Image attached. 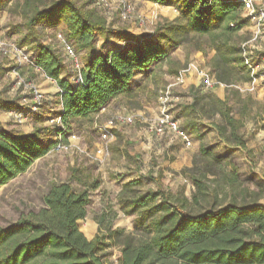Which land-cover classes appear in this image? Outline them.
<instances>
[{
    "label": "rangeland",
    "instance_id": "obj_1",
    "mask_svg": "<svg viewBox=\"0 0 264 264\" xmlns=\"http://www.w3.org/2000/svg\"><path fill=\"white\" fill-rule=\"evenodd\" d=\"M77 1L101 15L112 28H125L141 35H154L156 26L179 16L177 3L163 5L149 0H108V6L99 7L97 0ZM21 2L0 0V97L22 106L21 110L0 109V134L28 133L34 127H41L44 140L54 141L52 147L63 140L67 141V146L51 147L45 155L33 160L25 171L0 186L1 227L15 223L30 211L37 212L44 207L43 196L52 184L70 181L76 190H89L86 215L80 223L82 232L89 238L98 233L96 219L102 214L105 215L102 227L110 224L116 231L113 238L105 239L108 245L104 251L106 261L117 264L119 248L124 241L136 243L139 238L147 236L135 222L140 208L130 212L128 198L131 196L154 191L158 193L155 201H159L163 193H168L190 213L229 202L242 204L255 198L264 204V78L256 80L254 90L240 91L233 85L245 87L249 77L245 79L240 64L231 63L229 65L237 73L236 82L216 81L212 64L218 57L214 50L216 43H220L221 29L211 35L190 33L185 42L169 44L165 59L137 72L129 94L118 96L98 112L67 119L64 138L48 132L49 128L44 129L53 127L48 124V117L60 112L59 86L38 66L19 59L12 49L24 48L33 61L37 53L33 43L20 44L26 32ZM254 2L264 8V0ZM126 4L131 6V11L122 17L121 10ZM246 15L247 11L242 9L239 16L243 26L229 36L227 45L232 49H237L250 37L251 23ZM59 24L55 28L39 26V38L62 55L65 68L60 77L75 85L78 71L71 59L63 55V42L57 37L58 32L61 31L64 40L72 45L82 65L88 51L67 36L64 23ZM127 43L118 36L106 38L95 34L91 52L103 54ZM253 44L258 53L264 54V35ZM190 63L204 69L216 84L206 87L203 79L190 72L182 83L170 88L168 107L191 141L186 146L175 133L158 134L149 127L160 110L159 91L172 83L178 72ZM35 91L43 92L45 99L38 110L32 112ZM209 95L225 101L230 115L239 123L240 142L228 135V128L222 135L218 133L222 118L208 104ZM117 113L132 114L134 120L114 128L104 154L96 156V148L103 145L99 127ZM196 156L197 164L194 165ZM193 177L204 184L203 193L197 190ZM132 181L135 183L124 190V184ZM95 183L97 186L92 188Z\"/></svg>",
    "mask_w": 264,
    "mask_h": 264
},
{
    "label": "trees",
    "instance_id": "obj_2",
    "mask_svg": "<svg viewBox=\"0 0 264 264\" xmlns=\"http://www.w3.org/2000/svg\"><path fill=\"white\" fill-rule=\"evenodd\" d=\"M149 1L163 5L177 3L179 10L178 18L156 26L154 35L112 28L101 15L77 0H22L20 9L25 15L26 32L20 44H34L35 65L59 86V113L64 124L69 118L98 112L118 96L129 94L137 72L165 59L167 46L185 42L190 33L211 35L221 29L220 43H216L214 50L218 56L212 64L214 78L225 84L236 82L237 73L231 63L240 64L245 79L248 78L239 46L232 49L227 45L229 36L243 26L239 16L241 1ZM61 22L67 36L88 51L80 71L81 81L75 85L60 77L65 68L62 55L39 38V26L55 27ZM95 34L106 38L118 36L128 43L116 50L93 54ZM207 98L222 118L218 133L222 135L228 128V135L240 142L239 123L230 115L225 101L215 95ZM0 109L20 110L22 106L0 97ZM46 128L65 138L66 130ZM53 143L44 140L41 127L28 133H1L0 186L45 155ZM193 163L197 164V156ZM193 180L203 193L202 181L196 177ZM134 183L124 184L123 189ZM96 186L97 183L92 188ZM123 189L121 194L125 193ZM157 196V192L148 191L128 198L130 212L140 208L135 222L147 236L136 243L124 241L117 264H264V204L258 199L190 213L173 195L163 193L162 199L155 201ZM150 202L153 203L148 206ZM43 203L44 207L37 212L30 211L15 223L0 226V264H109L105 239L113 238L116 231L110 224L102 227L105 215L96 219L98 233L92 238L80 229L89 203L88 189L76 190L70 181L54 183L44 194Z\"/></svg>",
    "mask_w": 264,
    "mask_h": 264
},
{
    "label": "built area",
    "instance_id": "obj_3",
    "mask_svg": "<svg viewBox=\"0 0 264 264\" xmlns=\"http://www.w3.org/2000/svg\"><path fill=\"white\" fill-rule=\"evenodd\" d=\"M238 1L242 2V9L244 11H247V21L251 23L249 39L243 41L239 46L242 64L245 67V70L249 77V81L247 82L248 84L245 87H240L238 85L233 86H235L240 91H252L255 88L256 80L258 78H264V54L258 53L254 49L255 46L253 44L256 39L264 35V8L262 9L259 6H256L254 0ZM97 4L99 7H106L109 5V1L97 0ZM130 11L131 6L129 4L124 5L121 10V16L126 17V15ZM230 25H233V23H230ZM57 37L60 38L63 42V55L71 59V62L78 71L75 77L76 83H78L79 81H81L80 71L83 65L78 61L75 50L72 45L64 40L61 31L58 32ZM12 49L17 52L16 54L18 58L24 61L26 64L36 66L33 59L30 58L24 48L13 47ZM190 72H195L198 75L199 79H203L206 87H211L213 84H216V81H214L213 78H211L204 69H198V67L193 63L188 64L187 67L183 68L181 71L178 72L172 83L168 84V86L164 90L159 91L158 99L161 103L160 110L157 117L153 120L149 127L158 134H163L165 132L175 133L186 146H189L191 144V141L188 138L187 134L182 129H180L178 119L175 118L170 112V108L168 107V100L170 99V88L175 84L182 83L184 81V76ZM33 98L34 104L31 107V111L36 112L44 101L45 94L41 91H35ZM104 108L105 106L101 107L99 110ZM15 112L17 114H21L20 112ZM47 120L50 126L66 130L65 124L62 121L60 113L54 116H49ZM133 120L134 117L132 114L117 113L110 117L101 127H99L103 145L101 144L96 148V156L104 154L106 150L105 145L113 137L114 128L120 127L124 124H129L133 122ZM66 142V140L59 141L52 148L58 149L61 147H65L67 146L65 145Z\"/></svg>",
    "mask_w": 264,
    "mask_h": 264
},
{
    "label": "crops",
    "instance_id": "obj_4",
    "mask_svg": "<svg viewBox=\"0 0 264 264\" xmlns=\"http://www.w3.org/2000/svg\"><path fill=\"white\" fill-rule=\"evenodd\" d=\"M59 25H61V24H58V26H55V27H59ZM63 28H65V24H64V27ZM49 90H52V91L56 92V89H54L53 87H49ZM60 110H61V105H60Z\"/></svg>",
    "mask_w": 264,
    "mask_h": 264
},
{
    "label": "bare ground",
    "instance_id": "obj_5",
    "mask_svg": "<svg viewBox=\"0 0 264 264\" xmlns=\"http://www.w3.org/2000/svg\"><path fill=\"white\" fill-rule=\"evenodd\" d=\"M196 76H197V74H196Z\"/></svg>",
    "mask_w": 264,
    "mask_h": 264
}]
</instances>
